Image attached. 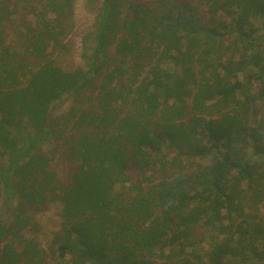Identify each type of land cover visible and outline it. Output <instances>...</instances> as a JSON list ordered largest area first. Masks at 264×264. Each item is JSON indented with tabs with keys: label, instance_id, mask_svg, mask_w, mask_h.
Wrapping results in <instances>:
<instances>
[{
	"label": "trees",
	"instance_id": "trees-1",
	"mask_svg": "<svg viewBox=\"0 0 264 264\" xmlns=\"http://www.w3.org/2000/svg\"><path fill=\"white\" fill-rule=\"evenodd\" d=\"M74 4L0 0V264H264V0H104L67 70Z\"/></svg>",
	"mask_w": 264,
	"mask_h": 264
},
{
	"label": "rangeland",
	"instance_id": "rangeland-1",
	"mask_svg": "<svg viewBox=\"0 0 264 264\" xmlns=\"http://www.w3.org/2000/svg\"><path fill=\"white\" fill-rule=\"evenodd\" d=\"M136 1V0H132ZM104 0H75V9L73 23L71 21L69 27L71 33L65 39L67 49L65 51L56 52L55 58L59 66L72 70L76 66L86 68L89 64L88 55L92 54L93 33L95 32V19L97 18ZM71 105V97H63L53 105L51 117H59L67 112ZM51 144L43 145L44 151L51 148ZM52 169L58 174V178L64 180L66 175V167L60 158H54ZM3 197L0 194V212L4 211ZM58 203L50 202L47 209L43 213L36 214L33 217L37 224V233L26 231L25 236L28 238L36 237L42 250L48 251L50 238L60 230L58 218ZM8 215L7 218L8 219ZM50 264H53L49 260Z\"/></svg>",
	"mask_w": 264,
	"mask_h": 264
}]
</instances>
